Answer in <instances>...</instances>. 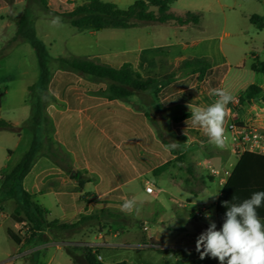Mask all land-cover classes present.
<instances>
[{"label": "rangeland", "instance_id": "1", "mask_svg": "<svg viewBox=\"0 0 264 264\" xmlns=\"http://www.w3.org/2000/svg\"><path fill=\"white\" fill-rule=\"evenodd\" d=\"M256 5L255 0H175L169 5V11L174 15H180L187 10L199 12L198 24H190L186 30L172 28L171 24L149 23L142 25L148 29L157 28V31L162 33V38L170 41L177 40L176 42H178L170 49H165L157 55L150 54L148 56L147 67L140 74L143 77L153 78L154 82L146 91L134 95V100L139 106L138 109L146 111L150 116V124L156 127V134L165 145V148L173 150L177 155L173 161L168 162V168L162 174H146L156 187L162 189V192L147 195L142 191L138 180L129 182L124 187V191L127 197L130 193L136 199V208L133 213L121 212L122 215H103L96 212L89 217H85L80 222L83 226L94 225V228L87 230V234L101 231V225H110L112 229L122 228L124 235L128 231L138 234L141 227H143V230L147 228V231L152 234H156L158 231L159 233H165L168 238H172L190 228L186 215V211L190 207L199 206L205 202L202 199L215 195L220 191L221 187L215 177L208 180L202 163L207 160L211 163L212 155L220 153L222 149L210 144L201 130L196 131L197 136L193 137L195 140L192 141H185V137L177 135L171 127V120L174 116L183 114L189 107L188 105H176L165 108L156 100V93L167 82L183 78L190 73L189 68L182 67V62L200 57L199 52H203L200 47L194 46L192 41L195 40H202L203 43L201 44L205 42V44H208L210 55L204 54V58L206 57L205 60L209 63L212 61L211 53L213 55V49L217 48L220 43L225 58L231 66L222 88L229 91L233 96L244 95L245 90L250 85L264 87V73L253 71L250 68L254 61L251 57L252 53L258 52L257 59L264 61V51H261L264 30H258L251 24L248 16L249 13L254 11ZM36 6L33 2H30V27L27 33H30L36 43L41 46L45 55L46 71L42 76L40 74L37 83L30 86V101L35 99L37 92L42 95L47 92L48 78L58 67L57 59L51 57L55 55L63 56L69 53L65 52V40L76 30L66 22L53 26L52 19L40 17L43 13L51 18L56 17L57 12L52 10V6L40 10L41 12L37 10ZM128 6L126 2H123L118 7L126 8ZM61 9L63 7L60 6L59 11ZM17 21L15 22L16 27L18 25ZM11 31H13L12 28H6L3 34H0V118L10 121V123L17 121L19 130H0V198L3 197L4 199L5 191L9 187L18 186V181L14 178H7V174L2 173V171L11 168L20 161L31 140V133L27 128L29 126H25L23 123L28 116L27 110L23 112L22 105V99L25 98L24 87L29 81L30 83L35 82V78L41 72L37 61L32 57H28L27 52L28 50L32 51V45L27 41L17 42L16 40L19 38L13 35ZM127 32L122 28L104 29L98 33L101 41L97 48L93 45L81 48L78 51L85 55H108L128 50L133 46L130 44V40L126 39ZM158 33L157 38L160 36ZM203 46L207 47V45ZM47 58L50 59L47 60ZM92 60L99 63L100 57H93ZM195 75L200 91L196 107L208 106L214 103L217 97L209 95L203 90L204 76L200 72ZM106 88L107 84L104 82H92L88 84L86 90L92 94L103 96ZM34 117L35 115L31 116L32 119ZM30 120L29 118L27 121L29 124L31 123ZM25 124L27 125V123ZM36 133L41 135L40 131H36ZM230 140L228 138L227 144ZM173 142L177 143L178 147H167ZM236 155H239V152H236ZM227 161H229V164L226 169L230 170L236 161V157L231 155V158H227ZM172 166H176L174 170L176 169L175 171L178 172L176 174L179 176L180 185L185 188L189 187L191 191L174 188L173 185L168 183L167 173L172 171ZM200 181L204 183L201 184ZM16 190H18V187H16ZM170 194L174 198H171ZM187 198L194 205H186L185 207L179 205V201L185 203ZM214 199L215 197H209L206 202ZM4 201L5 212H9L11 201ZM98 217L99 219L96 220ZM5 222L7 224L8 219ZM5 222L0 227V262L6 258V252L14 246L13 241L5 233ZM162 224L164 225L163 228L161 227ZM19 230L22 234L27 231L22 226ZM83 239L90 241L91 236L89 239ZM81 247L84 250V246ZM68 248L74 250L77 246L66 244L57 250L54 247H49L46 250H40L36 254L30 253L29 256H23V264H70L71 258L67 252ZM85 248L89 247L86 246ZM99 253L103 256V261H99V264H109L110 258L117 261L126 256L128 257V255L133 261L140 264H167V262L170 264V257L160 258L153 250L138 252L131 249H118L116 251L101 249ZM92 258L97 260L95 254H92ZM80 264H84L82 260H80Z\"/></svg>", "mask_w": 264, "mask_h": 264}, {"label": "trees", "instance_id": "2", "mask_svg": "<svg viewBox=\"0 0 264 264\" xmlns=\"http://www.w3.org/2000/svg\"><path fill=\"white\" fill-rule=\"evenodd\" d=\"M175 0H135L126 8H119L112 2L102 0H84L77 3L71 10L57 13L62 22L68 23L77 31L96 30L113 28H131L143 24H171L173 26H184L198 24L199 12L184 11L180 15H174L169 11V5ZM42 3L45 0H41ZM1 4V1H0ZM249 22L257 29L264 27V20L252 14ZM17 41H27L34 48L41 76L46 71L44 53L41 46L27 33L30 27V18L24 13L17 21ZM163 47L142 50L161 52ZM137 51H126L115 54L100 56V62H94L89 58L72 56L70 58L59 57L58 71L51 77L48 89L58 98L65 100L72 112L66 115L65 122L57 125L54 135L55 139L61 142L65 148L71 151L78 159L85 158L90 168L100 176V188L108 191L98 199L99 206H114L121 209L124 202L119 184L134 177L136 174L145 173L150 170L158 161L154 152L162 156V160L169 158V153L164 150L160 143L155 140L148 127L143 121L140 113L125 109L116 103L115 100H123L135 93L146 91L154 82L151 77H143L140 69ZM50 58H47L49 60ZM250 68L253 71L264 73V61L253 59ZM182 67L189 68L190 73L179 80L165 84L159 91L158 98L163 106H173L183 103H193V98L198 93L195 85L196 73L200 72L205 78V90L209 91L216 87L226 69L225 64H218L212 68L211 64L204 57H195L184 60ZM79 77L91 82H104L107 84L102 102L100 98L86 99L81 102L77 99L75 85ZM259 91V88L250 85L239 102L248 101ZM86 103L95 105L87 111V120L81 121L79 127L75 111L83 108ZM190 113L174 116L171 126L174 132L183 137H196L197 130L190 128L192 123ZM0 129L12 130L7 121L0 119ZM102 131V132H100ZM102 133L110 136L117 147L108 140ZM141 151V154H138ZM33 152L28 151L7 174L9 179H17L18 186L9 187L5 191V197H15L18 203L14 212L16 222H25L27 231L24 232L23 244L28 245L35 240L44 239V231H47L53 238L68 239L74 233L76 224L59 222L58 220L47 221L44 219V210L32 202L29 194L20 188V182L26 174ZM161 169V168H160ZM37 171L34 167L33 173ZM18 187V190H16ZM257 191H264V155L250 151L239 153L231 172L227 176L221 191L215 202L216 225L219 229L224 220L226 207L222 202L240 203ZM235 196V200L233 197ZM19 211L24 217H19ZM258 215L264 222V206L257 209ZM86 249V250H85ZM67 252L74 264H80V258L74 250L68 248ZM167 252L181 255L186 259V250H167ZM90 248H84L82 254L84 264H99L92 258ZM175 264H198L196 262H183ZM35 264V263H34ZM116 264H124L123 262Z\"/></svg>", "mask_w": 264, "mask_h": 264}, {"label": "crops", "instance_id": "3", "mask_svg": "<svg viewBox=\"0 0 264 264\" xmlns=\"http://www.w3.org/2000/svg\"><path fill=\"white\" fill-rule=\"evenodd\" d=\"M0 34H3L6 28H12V34L15 35L17 33V27L15 26V22L21 17L22 14H26L28 18H30V2L37 5L36 8L38 11H42L47 9L48 6H52V10L57 13H63L71 10L77 3L82 2L84 0H45L44 3L41 0H0ZM107 2H112L116 6H120L121 3L126 2L128 5L133 3L135 0H102ZM257 2L256 8L254 11L249 13L248 16L255 14L264 20V0H255ZM63 7L59 11V7ZM40 11V12H41ZM41 18L52 19L48 15H41ZM38 17V18H40ZM172 28H179L186 30L189 28V25L186 26H173L170 25ZM105 29H118L113 27H108ZM128 31L126 34V39L130 40L131 47L128 50H124L121 52L126 51H137L140 52L139 54V64L144 69H140V73L145 70L148 64V56L150 54L157 55L164 51L165 49H170L171 46L176 45L178 42L170 41L169 39L162 38V33L157 31V28L148 29L145 26H136L131 28H122ZM104 30V29H102ZM100 30V31H102ZM258 30H264V27ZM100 31L96 30H84V31H77L75 30L74 33L70 34L67 39L65 40V47L66 51L69 52L67 55H55L51 58L58 59L59 57L70 58L72 56H79L84 58H89L92 60L93 57H100L103 56L102 54L96 55H85L80 50L81 48L87 46H95L96 48L100 45L101 38L98 36ZM135 31V32H133ZM154 33H153V32ZM160 32V33H158ZM157 33L160 36L157 38ZM150 38V39H148ZM153 38V39H152ZM17 41V40H16ZM208 41V40H207ZM18 42V41H17ZM166 44H165V43ZM194 46L200 47L203 52H199L200 57H204V54H208V44H201L203 43L202 40H195L192 41ZM202 45V46H201ZM203 45H207L205 48ZM156 47H163L161 52H152L146 51L145 53H141L142 50L153 49ZM69 50V51H68ZM261 51H264V39H262V48ZM28 57H32L38 63L37 54L32 48V51L28 50ZM31 53V54H30ZM120 53V52H117ZM115 54V53H110ZM217 54V57H216ZM212 61L210 62L212 68H214L218 64H225L227 69L220 81V83L214 87L213 89L222 88L224 80L231 68L228 64L224 52L220 43L217 45V48L213 49V55L211 53ZM258 52L252 53V59L258 58ZM206 58V57H205ZM239 66V65H238ZM58 67L53 71L52 75L58 71ZM41 72L35 78V82L26 83L24 90H25V98L22 99L23 105V112H27L28 116L23 121L25 126L30 130L31 133V140L27 150L23 153L22 157L28 152L32 151L33 156L30 160L28 169L26 174L23 176L20 182V188L29 194V198L32 202L37 204L41 209L44 210V219L47 221L50 220H58L59 222H65L69 224H76L74 233H72L71 237L68 239H56L53 238L47 231H44V239L24 245L23 244V236L24 234L21 233L20 226L22 222H16L13 218L15 209L18 206L15 197H3L0 198V227L6 219H8V223L5 222V233L7 237H9L13 241V245L10 251L6 252V258L0 262V264H23V256H29L30 253H38L40 250H46L49 247H54V249H60L61 246H65L66 244L76 245L77 248L74 249V252L83 261V258L80 256L83 252V247L92 246L93 249L90 251L100 256L99 261H103V256L99 253L101 249L109 250V251H116L118 249H126V250H134L138 252H142L145 250H153L155 251L160 258L164 256L170 257V264H175L179 262L181 259V255H175L172 253L167 252V250H186L188 251L186 259L183 262H196L198 264H219L217 259H213L211 257H205L204 259L200 258V254L195 249V241L196 238L199 236L200 233L205 231L209 226V220L205 218V213L208 212L211 214V220L216 223V213H215V202L216 199L221 191V188L225 182L220 181L218 178V184L220 185V191L215 196V199L209 202H204L199 206L190 207L186 211V215L188 217V222L190 223V228L186 231H183L178 236L168 238L165 233H159L157 231L156 234H152L147 231V228L143 230L141 227V231L138 234L134 232H126L124 235V231L122 228L117 227L113 228L110 225H101L102 230L96 232H89L87 234V230L94 228L93 224L83 226L80 222L85 217H89L96 212L98 214L103 215H122L123 212L120 208L114 206H99L98 199L101 195L105 194L108 191H103L100 188V176L98 173L93 171L87 160L85 158L78 159L74 156V154L67 150L65 146L55 139L54 135L57 130V125L60 122H65L66 115L70 114L72 110L68 107V104L65 100L58 98L48 89V83L51 79L48 78L47 82V92H44L43 95L37 92L36 97L34 100L30 101V86L34 85L38 82ZM187 76V75H186ZM185 76V77H186ZM184 78V77H183ZM182 79V78H180ZM179 79L171 80L167 83L176 81ZM206 78L204 77L203 80V90L209 94L212 90H205L204 83ZM91 81L79 77L75 89L77 93V99L81 102L82 98L86 99H95L100 98L102 102H106L107 100L99 95L92 94L86 90V87ZM166 83V84H167ZM165 85V84H164ZM163 85V86H164ZM195 85L198 87V83L195 81ZM161 86V88L163 87ZM160 88V90H161ZM259 91L253 95L251 99L248 101L239 102V98L242 95L233 96L234 99L232 102L228 104V116L226 117V121L233 120L236 123L247 125V126H254L256 128L264 129V87H258ZM223 89V88H222ZM159 90V91H160ZM140 93V92H139ZM200 93L198 87V93L193 98V103H183L177 105H189L191 104L192 107H196L197 97ZM32 94V93H31ZM137 93L123 99V100H115L117 104L123 106L125 109L131 110L133 112L140 113L143 117V121L145 125L148 127L149 131L157 140L161 147L169 153V158L162 160V156L156 152H154L155 158L158 159L155 165L151 167L150 170L146 171L145 173L136 174L134 177L128 179L127 181L119 184V188L122 191L123 199L125 198H134L130 193L127 197L124 187L133 180H138L140 176H146L148 173H153L155 175L162 174L168 168V162L173 161L176 157V152L173 150H169L165 148V145L160 141L156 134V127H153L150 124V116L144 110L138 109V105L135 102L134 95ZM158 93H156V100L162 103L158 98ZM95 105L91 103H86L83 108H78L75 111L76 117L78 119L79 127L81 128V121L87 120L91 122L88 118L87 111L93 108ZM176 106V105H173ZM173 106H168L165 108H171ZM190 113L189 108L184 113ZM183 113V114H184ZM35 115L32 119L31 116ZM182 115V114H181ZM177 116V115H176ZM30 120V124L27 122L28 119ZM1 119V118H0ZM10 123V121H7ZM27 123V125L25 124ZM12 126V130L18 131V122L13 121L10 123ZM172 127V126H171ZM190 128L194 130H200L198 127H194L191 123ZM173 129V128H172ZM3 130V129H0ZM36 131H40L41 135H37ZM47 131L45 134L43 132ZM174 131V130H173ZM102 132V131H100ZM108 140H110L115 147L118 146L114 140L111 139L110 136L102 133ZM178 135V134H177ZM182 136V135H181ZM185 141H192L195 140L190 137H185ZM39 139V141H38ZM236 152L241 153L242 151L238 149L237 145L230 140L228 144L221 150L220 153H214L211 157V163L209 160L202 163L204 165L205 172L208 176V180H212L214 176H210L207 172V165H211L214 168L225 170L229 161L227 158H231V155L237 157ZM138 154H141V151H138ZM20 158V160L22 159ZM20 162V161H19ZM18 162V163H19ZM236 162V161H235ZM234 162V164H235ZM16 163V164H18ZM15 164V165H16ZM233 164V165H234ZM14 165V166H15ZM232 165V167H233ZM9 169H4L2 173L8 174L13 167ZM34 167L37 168V171L34 173L32 172ZM173 167V166H172ZM176 166H174L172 171L167 173V181L169 184L173 185L174 188L188 190L191 191L189 187L185 188L180 185L178 172L174 170ZM161 168V169H160ZM149 179V178H148ZM150 180V179H149ZM200 180V179H199ZM151 181V180H150ZM152 182V181H151ZM203 184V181H200ZM140 184V182H139ZM153 187L155 189L154 195L162 192V189L156 187L152 182ZM141 185V184H140ZM142 191L143 187L141 185ZM144 192V191H143ZM145 193V192H144ZM146 194V193H145ZM148 195V194H147ZM153 195V194H151ZM171 198H174L170 194ZM4 200L11 201V210L9 212H5L4 209ZM136 200V199H135ZM177 200V199H175ZM179 201V200H178ZM179 205L185 207L186 205H194L190 199H186V202L179 201ZM187 203V204H186ZM196 210H202V215L197 217L194 215ZM19 217H24V213L19 211ZM126 217V216H125ZM96 218V220H98ZM124 224V223H123ZM130 224V223H128ZM145 227V226H144ZM161 227L163 228L164 225L162 224ZM218 229V228H217ZM11 232V233H10ZM86 233V234H85ZM91 236V240L87 241L83 238L89 239ZM95 245V246H93ZM123 262L124 264H140L128 257H124L120 260H115L110 258L109 264H116ZM70 264H74L72 260L69 262ZM37 264V263H35ZM167 264H169L167 262Z\"/></svg>", "mask_w": 264, "mask_h": 264}, {"label": "clouds", "instance_id": "4", "mask_svg": "<svg viewBox=\"0 0 264 264\" xmlns=\"http://www.w3.org/2000/svg\"><path fill=\"white\" fill-rule=\"evenodd\" d=\"M51 23L53 26L61 25L62 19L59 16L53 17ZM210 94L217 97L214 103L194 108L188 105L190 119L210 144L223 149L228 142L225 128L229 112L227 106L234 97L222 88L212 89ZM167 147L176 148L178 144L173 142ZM148 191L151 192L152 188H148ZM217 194L202 200L206 202L209 197ZM222 204L227 210L219 229L211 220V214L205 213L209 226L195 241V249L200 258L211 257L217 259L219 264H264V222L257 212L258 208L264 206V191L254 192L240 203L224 201ZM135 208V198H125L121 205V210L126 214H132Z\"/></svg>", "mask_w": 264, "mask_h": 264}, {"label": "built area", "instance_id": "5", "mask_svg": "<svg viewBox=\"0 0 264 264\" xmlns=\"http://www.w3.org/2000/svg\"><path fill=\"white\" fill-rule=\"evenodd\" d=\"M226 135L228 133V138L234 142L238 149L241 151H250L257 154L264 155V129L256 128L254 126H247L236 123L233 120L226 121L225 124ZM232 169V167H231ZM231 169L217 170L211 165H207V172L210 176L218 178L220 181L226 180L227 176L231 172ZM139 182L143 187V191L148 194H154L155 189L152 182L145 176H140ZM148 188H152V191L149 192ZM194 215L200 217L202 215V210H196ZM21 226L24 230H27V224L25 222L21 223ZM90 249H93L92 246H89ZM95 253V251H93ZM96 255V259L100 260V256Z\"/></svg>", "mask_w": 264, "mask_h": 264}]
</instances>
